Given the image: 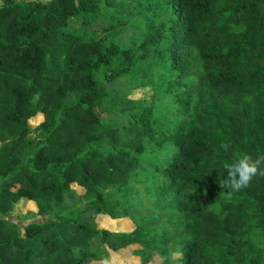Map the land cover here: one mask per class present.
Here are the masks:
<instances>
[{
	"label": "trees",
	"instance_id": "trees-1",
	"mask_svg": "<svg viewBox=\"0 0 264 264\" xmlns=\"http://www.w3.org/2000/svg\"><path fill=\"white\" fill-rule=\"evenodd\" d=\"M122 76L149 102L103 117ZM242 152L264 154V0H0V264H84L95 237L143 264H264V177L218 183ZM69 192L86 203L60 210ZM20 199L37 220L12 221Z\"/></svg>",
	"mask_w": 264,
	"mask_h": 264
},
{
	"label": "rangeland",
	"instance_id": "rangeland-1",
	"mask_svg": "<svg viewBox=\"0 0 264 264\" xmlns=\"http://www.w3.org/2000/svg\"><path fill=\"white\" fill-rule=\"evenodd\" d=\"M70 28L74 31H81L82 25L77 18L69 19ZM97 31L101 30L99 25H93ZM135 35V27L126 25L119 34L120 40L127 41L131 36ZM133 79L128 76H122L117 79H112L107 82L108 94L100 105L98 112L103 117H108L113 112L118 110L117 104L120 103L123 97H137L143 102L148 103L152 90L148 87L134 88ZM40 118H35L32 123H36ZM34 135H31L33 138ZM78 192H82L79 187H76ZM86 203L85 198H80L76 193L69 192L64 197V202L60 205V210H75L82 207ZM30 204V205H29ZM12 221L21 225L35 221L39 218L36 213V207L33 203L25 202L20 199L14 205L13 210L8 214ZM79 219L85 221L90 226L95 228H105L110 231H130L141 221V214L134 211L132 214H122L119 217L112 218L106 213H95L90 208L79 213ZM90 245L95 251V257L89 258L84 264H143L141 257L135 253L137 245H131L116 251L108 252L102 244L99 237L91 239ZM160 261L159 257H155L150 264H157Z\"/></svg>",
	"mask_w": 264,
	"mask_h": 264
},
{
	"label": "clouds",
	"instance_id": "clouds-1",
	"mask_svg": "<svg viewBox=\"0 0 264 264\" xmlns=\"http://www.w3.org/2000/svg\"><path fill=\"white\" fill-rule=\"evenodd\" d=\"M220 147L224 152L232 149L228 142H222ZM223 168L227 176L219 180V187L226 192H239L248 187L255 177H264V154L254 157L246 152L239 153L230 162L225 161Z\"/></svg>",
	"mask_w": 264,
	"mask_h": 264
},
{
	"label": "water",
	"instance_id": "water-1",
	"mask_svg": "<svg viewBox=\"0 0 264 264\" xmlns=\"http://www.w3.org/2000/svg\"><path fill=\"white\" fill-rule=\"evenodd\" d=\"M47 215H45V217H46Z\"/></svg>",
	"mask_w": 264,
	"mask_h": 264
}]
</instances>
